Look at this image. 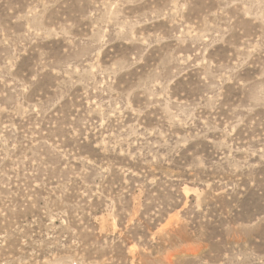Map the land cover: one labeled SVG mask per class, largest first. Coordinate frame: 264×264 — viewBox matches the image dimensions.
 Wrapping results in <instances>:
<instances>
[{
    "label": "rangeland",
    "instance_id": "1",
    "mask_svg": "<svg viewBox=\"0 0 264 264\" xmlns=\"http://www.w3.org/2000/svg\"><path fill=\"white\" fill-rule=\"evenodd\" d=\"M0 264H264V0H0Z\"/></svg>",
    "mask_w": 264,
    "mask_h": 264
}]
</instances>
